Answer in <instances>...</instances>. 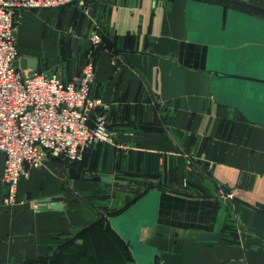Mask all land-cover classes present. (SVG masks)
Returning a JSON list of instances; mask_svg holds the SVG:
<instances>
[{
	"label": "crops",
	"instance_id": "0c3cea01",
	"mask_svg": "<svg viewBox=\"0 0 264 264\" xmlns=\"http://www.w3.org/2000/svg\"><path fill=\"white\" fill-rule=\"evenodd\" d=\"M88 12L20 11L17 48L31 70L71 82L90 57L79 40L104 31L126 55H91L114 144L30 169L14 206L0 154V264H264V0H101ZM44 199L63 211H38Z\"/></svg>",
	"mask_w": 264,
	"mask_h": 264
},
{
	"label": "built area",
	"instance_id": "2783aa9c",
	"mask_svg": "<svg viewBox=\"0 0 264 264\" xmlns=\"http://www.w3.org/2000/svg\"><path fill=\"white\" fill-rule=\"evenodd\" d=\"M73 1L0 0V154L5 156L2 182L7 206L19 203V183L29 177L28 168H42L49 157L80 164L95 144L114 142L103 112L107 106L93 94L94 51L88 53L80 77L71 82L19 65V12L61 8ZM92 40L95 48L101 44L99 36ZM219 188L223 199L231 198Z\"/></svg>",
	"mask_w": 264,
	"mask_h": 264
},
{
	"label": "water",
	"instance_id": "95a60500",
	"mask_svg": "<svg viewBox=\"0 0 264 264\" xmlns=\"http://www.w3.org/2000/svg\"><path fill=\"white\" fill-rule=\"evenodd\" d=\"M101 0H83V5L89 9V17L94 19L96 16V7ZM79 0H74L70 5H78ZM93 36H99L101 43L103 44L104 48L108 51L117 54L122 53L115 43L111 41L106 34L97 31V27L93 31ZM79 44L85 47V54L90 53L91 51H97L95 48V44L92 39H80ZM125 55L124 53H122ZM126 57V55L124 56ZM19 65L21 69H37V60L34 58H29L28 56H22L19 60ZM86 179L93 180V181H101L108 184H117V185H128L126 181L114 179L108 176H87ZM37 210L38 211H48V210H55V211H63L64 204L56 203L49 199L39 200L37 202Z\"/></svg>",
	"mask_w": 264,
	"mask_h": 264
},
{
	"label": "rangeland",
	"instance_id": "374dc122",
	"mask_svg": "<svg viewBox=\"0 0 264 264\" xmlns=\"http://www.w3.org/2000/svg\"><path fill=\"white\" fill-rule=\"evenodd\" d=\"M84 6V5H83ZM18 21H19V19H18ZM18 24V22L16 23V25ZM16 34H17V32H16ZM81 73H82V69H81ZM107 144H111V143H107ZM112 144H114V142L112 143ZM5 157V156H4ZM49 158H57V157H49ZM49 158L47 159V160H49ZM62 160H65L64 158H61ZM65 161H67V160H65ZM47 162V161H46ZM45 162V163H46ZM67 162H69V161H67ZM69 163H72V162H69ZM81 164V163H80ZM72 165H79L78 163H72ZM30 169H34V168H28V171L30 170ZM40 169V168H39ZM30 174V173H29ZM212 177V176H211ZM212 179H214L215 180V178H212ZM209 182V181H208ZM208 182H206V184H208ZM205 183V182H204ZM209 184H211V182L209 183ZM188 185V180H187V182H186V184L184 183V186H187ZM210 186V185H209ZM208 186V187H209ZM139 187V186H138ZM218 187H220V186H218ZM136 189V188H135ZM138 189H140V188H137L136 190H137V192H138ZM213 189H215V191H217V189L215 188V186H214V188ZM220 190H221V188H219V193L221 194V192H220ZM226 190V189H225ZM227 192L230 194V196H231V198H229V199H227L228 201L230 200V201H232V195H231V193H230V191L229 190H227Z\"/></svg>",
	"mask_w": 264,
	"mask_h": 264
},
{
	"label": "trees",
	"instance_id": "16d2710c",
	"mask_svg": "<svg viewBox=\"0 0 264 264\" xmlns=\"http://www.w3.org/2000/svg\"><path fill=\"white\" fill-rule=\"evenodd\" d=\"M99 32L105 34L104 31H102V30L99 31ZM101 48H104L103 44H100V45L98 46V50H97V51H99ZM147 189H148V188H147ZM146 191H147V190H145V191L139 193V196L137 197V199L140 198V197H141ZM109 213H110V215H112L113 213H117V212H116V211H112V212H109ZM105 219H106V217L103 215V216H102V219L100 220V222L104 221Z\"/></svg>",
	"mask_w": 264,
	"mask_h": 264
}]
</instances>
